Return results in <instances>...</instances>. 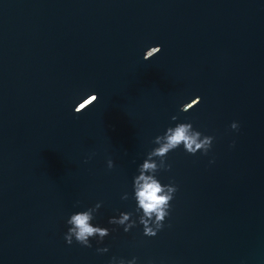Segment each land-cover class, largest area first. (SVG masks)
<instances>
[{
	"label": "water",
	"instance_id": "1",
	"mask_svg": "<svg viewBox=\"0 0 264 264\" xmlns=\"http://www.w3.org/2000/svg\"><path fill=\"white\" fill-rule=\"evenodd\" d=\"M179 122L215 139L169 152L170 170L154 158L178 190L146 236L133 178ZM97 203L110 235L68 244L70 215ZM123 211L128 232L109 223ZM113 256L264 264V0H0V264Z\"/></svg>",
	"mask_w": 264,
	"mask_h": 264
},
{
	"label": "clouds",
	"instance_id": "2",
	"mask_svg": "<svg viewBox=\"0 0 264 264\" xmlns=\"http://www.w3.org/2000/svg\"><path fill=\"white\" fill-rule=\"evenodd\" d=\"M161 47L154 46L151 48L155 50V53H158L161 51ZM145 59L148 58L145 57ZM97 99L98 94H96L95 101ZM172 119L177 120L178 117L173 116ZM231 128L238 130V122L234 121ZM214 139V136L205 135L194 128L191 122L176 123L155 137L153 143L156 147L148 152L147 158L139 166V175L133 178L134 199L137 202L135 212L139 214L138 221L139 224L143 225L144 235L156 236L164 228V221L170 215L171 201L178 190V186L174 183L163 184L161 180L156 178L155 173L158 171V166L154 158L160 159V169L170 170L172 165L167 162L169 152L183 145L185 151L189 154L195 155L198 151L207 154L213 145ZM108 167L109 169L114 167V162L111 159L108 160ZM122 199H127V195H124ZM100 206L101 204L97 203L93 207L76 211L70 215L67 220L69 228L65 234L68 244L75 241L82 246L91 248L92 238L98 237L99 241H103L106 236L110 235L111 230L108 227L92 222ZM109 223L122 225L124 231L128 232L137 225V219L133 218V212L123 211L120 212L118 217H111ZM108 251L107 246L97 248L99 253ZM137 259V257H133L126 260L113 256L110 264H117V261H119V264H137Z\"/></svg>",
	"mask_w": 264,
	"mask_h": 264
}]
</instances>
